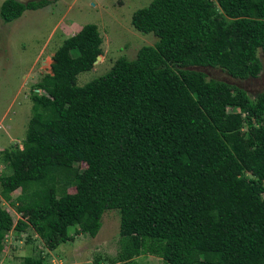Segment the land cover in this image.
Wrapping results in <instances>:
<instances>
[{"label": "trees", "instance_id": "1", "mask_svg": "<svg viewBox=\"0 0 264 264\" xmlns=\"http://www.w3.org/2000/svg\"><path fill=\"white\" fill-rule=\"evenodd\" d=\"M49 3L3 0L0 18ZM131 25L157 37L134 59L78 85L102 53L96 24L86 23L35 84L44 93L30 95L22 147L0 152L9 170L0 176V251L9 231L28 227L51 250L74 239L71 226L95 236L114 209L119 261L264 264V91L252 100L197 69L259 76L264 0H151ZM20 264L46 260L39 253Z\"/></svg>", "mask_w": 264, "mask_h": 264}, {"label": "rangeland", "instance_id": "2", "mask_svg": "<svg viewBox=\"0 0 264 264\" xmlns=\"http://www.w3.org/2000/svg\"><path fill=\"white\" fill-rule=\"evenodd\" d=\"M30 1V0H21ZM151 0H50L37 8L25 9L21 16L4 22L0 18V152L4 148L22 147L28 120L31 116L33 92L44 93L35 87L40 77L51 73L52 56L62 41L77 32L86 23L96 24L102 37V53L89 71L77 75V84L108 72L115 61L124 57L134 59L143 45H153L157 37L142 33L131 25V15L138 8L147 6ZM3 0H0V6ZM257 55L262 71L255 79H236L220 68L197 67L207 78H216L245 89L253 100L264 91V50ZM230 110V108H229ZM82 171L86 164H78ZM9 170L1 161L0 176ZM74 189L69 188L72 192ZM20 190L11 193L14 199ZM1 205L12 215L20 214L1 199ZM119 213L106 210L101 217V227L95 236L76 234L69 227L74 239L63 242L51 250L41 238L28 227L17 233H7L0 251V264H20L25 256L44 254L46 264H129L117 259L119 251ZM130 264H164L161 258L151 254L134 257Z\"/></svg>", "mask_w": 264, "mask_h": 264}, {"label": "water", "instance_id": "3", "mask_svg": "<svg viewBox=\"0 0 264 264\" xmlns=\"http://www.w3.org/2000/svg\"><path fill=\"white\" fill-rule=\"evenodd\" d=\"M19 1V0H18ZM20 2H22V1H20ZM28 2V1H27ZM26 1H23V3H27ZM98 57V56H97ZM96 62V60L94 61V63ZM51 72H52V69H51Z\"/></svg>", "mask_w": 264, "mask_h": 264}, {"label": "crops", "instance_id": "4", "mask_svg": "<svg viewBox=\"0 0 264 264\" xmlns=\"http://www.w3.org/2000/svg\"><path fill=\"white\" fill-rule=\"evenodd\" d=\"M19 1H21V0H19Z\"/></svg>", "mask_w": 264, "mask_h": 264}, {"label": "flooded vegetation", "instance_id": "5", "mask_svg": "<svg viewBox=\"0 0 264 264\" xmlns=\"http://www.w3.org/2000/svg\"><path fill=\"white\" fill-rule=\"evenodd\" d=\"M31 1V0H30ZM29 2V1H28Z\"/></svg>", "mask_w": 264, "mask_h": 264}]
</instances>
